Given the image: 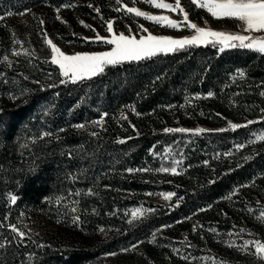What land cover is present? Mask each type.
<instances>
[{"label":"rangeland","instance_id":"1","mask_svg":"<svg viewBox=\"0 0 264 264\" xmlns=\"http://www.w3.org/2000/svg\"><path fill=\"white\" fill-rule=\"evenodd\" d=\"M82 1L85 6L91 4L93 7L89 9L93 11H83L77 8L80 4L84 5ZM29 2V5L0 10V15L5 16V19L0 20V63L8 70L16 71L18 75H26L25 71H27L39 82L46 84L61 80L62 77L58 67L50 63V49L45 43L44 32L69 55L110 50L111 46L103 42L82 39L83 37L94 38L97 33L101 36H108L105 23L107 20L115 21L113 27L117 33L128 34L130 26L137 38L139 35H147L141 32L138 25H143L154 35L181 38L193 34L187 28L177 30L162 27L142 17H135L133 14L125 15L124 11L117 12L114 9L120 5H117L115 0H81L70 4L73 6L68 8L63 7L64 4L60 7L50 6L45 0H30ZM166 2H173V0H166ZM123 3L129 7H139L154 15L166 14L177 20L182 18L165 10L154 9L142 0L135 5L130 0H123ZM181 3L189 12V19L199 26H205V21H207V26L213 30L241 31L235 20L214 19L205 10L197 9L190 0H181ZM57 8H60L59 13L56 11ZM94 8H99L100 12H95ZM26 9L28 10L26 14L20 15V13H25ZM8 12H12L13 15L7 16ZM57 15L66 23L58 20ZM41 20L44 21L43 24L40 23ZM80 21L90 25L96 31L93 32L84 27ZM253 35L260 34L253 33ZM14 37L21 43H15ZM14 50L20 51L21 55L14 56L12 54ZM24 50H27V53ZM5 56L8 57V61H4ZM237 70L228 73L226 80L220 84L218 92L215 89L209 91L213 93L212 96H208L209 92L202 91L192 95L191 102L203 99L206 101L207 110L203 109L206 108L203 104L196 118L188 115L192 113L185 112L186 117L189 118V124H183L179 118H173L164 127V129L185 128L193 130L192 132L170 133L168 138L158 140L153 145L149 158H146L142 165L136 168L129 166L124 171H119L124 180L136 181L141 188L136 191L124 188L117 190L123 202L115 206L113 211H107L106 215L108 219H111L107 220L108 224L99 225L94 231L91 226H84L82 223L84 209H88L91 215L95 213V209H89L82 204L80 189L72 190L69 195L58 197L60 198L59 204L56 202L58 198L52 202L56 210L53 217L49 216L47 210L23 209L21 214L25 226L17 227L21 231L25 230L26 235L23 239L20 238L19 243L22 246L29 245L32 241L35 243L37 241L34 237L38 236L40 241L38 246L49 245L53 247L50 251L71 252L82 256L83 261L79 264H212V260L206 259L208 257L215 258L217 262L225 261L227 264H264V261L257 260L253 255L227 246V242L230 241H235L237 245L251 239L264 241V223L256 219L264 211V172L258 173L246 184L235 186L228 194L214 202L195 207L188 199V194L190 196L192 193L190 190H194L198 185L197 177L194 182H191L194 175L188 173L190 170L198 168L197 172H201L204 178L212 183L229 168L244 165L256 157L259 148L264 149V141L248 143L250 139H255L254 133L257 135L264 133V119H262L264 117V112H262L264 96H260L262 102H259L256 111L248 109L242 111L241 107L244 103H247L249 99H256L253 89L258 85H254L246 75L243 79L239 78ZM0 99V105L3 103L12 107L23 99V95H9L3 98L0 96ZM100 119L91 121L90 126L93 127V132L104 125V118L102 124L95 123ZM250 120L261 125L254 127L255 123H253L235 130L229 127V121L243 125ZM198 128L205 131L195 133L194 130ZM260 128L262 130H257ZM218 129L227 130L216 131ZM240 129L248 130V133L244 137L232 136L224 142H217L216 150L200 151L198 144L201 143L200 139L203 135L237 133ZM201 141L207 146V141L203 139ZM236 144H244L245 147L237 150ZM152 152L156 154L153 155ZM229 152L232 154L226 155ZM244 157H250V159L245 160ZM175 160L181 161L176 166L178 175L155 171L162 165L172 167ZM205 161L207 164L204 163ZM129 168H149L152 171L129 173L127 171ZM103 174L108 176L107 171ZM70 176L73 180L75 179L74 174ZM99 183L104 184L103 180ZM91 192L92 188L86 190L87 194ZM169 192L175 195L170 200H165L161 194ZM228 196L231 198L226 199ZM52 204L49 203V206ZM73 208L76 209L75 212L72 211ZM137 208L151 211H144L139 219H133L131 213ZM200 209L206 210L200 211ZM74 217H79V219L74 221ZM156 219H162L161 225H153V220ZM129 221L132 222L129 223ZM241 228L247 231L239 233ZM79 231H85V233L79 237ZM249 232L255 235H249ZM153 233H155V240L150 242L153 241ZM50 240L52 242H49ZM133 245L136 247L133 248ZM184 256L188 259H183ZM27 257L32 260L34 256L28 252Z\"/></svg>","mask_w":264,"mask_h":264},{"label":"trees","instance_id":"2","mask_svg":"<svg viewBox=\"0 0 264 264\" xmlns=\"http://www.w3.org/2000/svg\"><path fill=\"white\" fill-rule=\"evenodd\" d=\"M29 1L0 0V10L29 5ZM45 1L50 6L60 7L81 0ZM78 7L93 11L85 4ZM237 69L243 70L246 77L258 85L253 89L256 99H249L241 109L256 111L264 89V54L248 49H226L221 53L211 45L189 46L139 62L107 66L103 74L65 84H60V79L51 84L39 82L27 71L26 75H18L0 63L1 98L23 95L15 106L0 105V244L3 245L0 247V264L82 262V256L75 253L50 251L53 247L49 245L38 246V236L34 237L37 242L22 246L10 224L23 228L25 221L21 213L27 208L47 210L53 217L56 210L52 202L79 189L82 204L95 209L92 215L84 209V226H91L94 231L99 225L108 224L107 220L111 219H108L107 211H113L123 202L117 190L141 188L136 181L124 180L119 171L142 165L149 158L153 145L170 136L162 130L173 118L189 124L185 112L196 118L203 104L206 105L203 109L207 110L206 101L196 99L192 103V95L211 89L218 92L228 73ZM104 113H107L105 117ZM102 117L104 125L93 132L91 121ZM80 124L86 127H76ZM260 125L253 124L254 127ZM247 131L205 134L200 136L198 146L200 151L216 150L217 142L232 136L244 137ZM45 132L52 135L44 137ZM202 139L207 141V146ZM119 140L125 142L119 143ZM257 153L244 165L229 168L212 183L197 172L198 168L190 170L188 173L194 175L191 182L198 178V185L190 190V196L188 194L192 206L214 202L235 186L246 184L264 172V149L259 148ZM104 171H107V177ZM71 174H74V180ZM89 188L92 192L87 194ZM13 195L17 197L15 203L10 199ZM161 221L153 220V225H161ZM82 233L85 231L78 232L79 237ZM28 252L34 256L32 260L27 257Z\"/></svg>","mask_w":264,"mask_h":264},{"label":"snow or ice","instance_id":"3","mask_svg":"<svg viewBox=\"0 0 264 264\" xmlns=\"http://www.w3.org/2000/svg\"><path fill=\"white\" fill-rule=\"evenodd\" d=\"M130 2L135 5L141 0H130ZM142 2L147 3L154 9L165 10L167 12H171L182 17L181 19H173L169 15L160 14L154 15L147 11L141 10L139 7L132 6L129 7L127 4L123 3V0H115L117 7L114 9L117 12L124 11L125 15L133 14L135 17H142L143 19L154 22L162 27H168L172 29L182 30L183 28H187L193 34L190 36H185L181 38H173L170 36L163 35H154L147 28H144L143 25H138L141 32L147 33V35H139L137 38L136 34H133L131 27H128V34L124 32H116L114 30V20H107L106 23V31L109 34L108 36H101L99 33L95 35L94 38L83 37L85 41L92 42H103L106 45H110L111 48L108 51L103 52H93V53H75V54H66L62 51L52 39L48 38V34L46 32L43 33L45 38V43L50 49V63L56 65L59 69V74L62 77L60 80V84H65L67 82L77 83L80 81H84L86 79H91L94 76L103 74L105 68L107 66H115L124 62H139L144 59H150L158 54H168L171 52H175L178 50L185 49L189 46H208L218 48L219 52H224L226 49L232 48H242L248 49L251 51L258 52L260 54H264V0H190L191 4L194 5L197 9L205 10L210 16L214 19H230L238 22V26L241 29L239 32H228L221 30H213L207 26V21H205V26H199L197 23L192 22L189 19V12L185 10L182 6L181 0H173V2H166V0H142ZM73 5L65 4L63 7L68 8ZM88 7H93L91 4ZM28 10H25V13H20V15L26 14ZM57 13H59L60 8L56 9ZM94 11L99 13V8H94ZM7 16L13 15L12 12H8ZM58 20H61V17L57 15ZM102 18V17H101ZM5 19V16L0 15V20ZM66 23V21H62ZM41 24L44 21H40ZM80 23L95 32L96 30L92 28L90 25L85 24L83 21ZM253 33L260 35H253ZM15 43H21L19 40H15ZM27 53V50H24ZM14 56L21 55L20 51L14 50L12 53ZM4 61H8V57L5 56ZM10 66V65H9ZM237 74L239 78L243 79L245 77V72L243 70H237ZM51 75V74H49ZM159 79V77H157ZM54 86V85H53ZM264 96V91L260 93ZM213 93L209 92L208 96H212ZM15 99V98H14ZM132 111H135L133 106H130ZM264 112V109H262ZM104 116L107 113L103 114ZM122 119H127L126 116H122ZM264 119V117H262ZM97 124L103 123V118L98 121H95ZM255 123V121H247V124H236L229 121V127L232 130L247 127L250 124ZM78 128H84L83 124L76 125ZM134 127V126H133ZM227 129H218L216 131H226ZM63 131V129H62ZM193 130L185 129V128H165V133H187L192 132ZM205 131L204 129H195V133H201ZM52 133L45 132L43 133L44 137L51 136ZM92 135H96V133H92ZM255 139H250L248 141L249 144L255 143L257 141H264V133L259 135L253 134ZM43 138V137H41ZM119 143H124V140H119ZM236 149L240 150L245 147L244 144H236ZM151 151V150H150ZM170 151V149L168 150ZM155 155V152H152ZM229 152L226 155H231ZM245 160L250 159V157H244ZM181 161L175 160L173 161L172 167H164L163 165L156 169L157 172L163 173H172L173 175H178L177 165H179ZM207 164V161L204 162ZM129 173L132 172H148L152 171L149 168H141V169H127ZM247 186V185H245ZM235 193H233L234 195ZM79 195V193H76ZM151 195V193H149ZM165 200H170L175 193H162L161 194ZM231 196L226 197V199H230ZM11 202L15 203L17 200L16 196L10 197ZM58 204L60 203V198L56 201ZM211 207V206H209ZM206 209H200V211H205ZM73 212L76 211L75 208L72 209ZM144 211L137 208L133 210L131 213L133 219H139L143 216ZM79 217H74V221L78 220ZM256 219L264 223V211L261 212ZM132 221H129L131 223ZM11 231L16 233L18 237L23 239L25 237V232L21 231L17 226L11 225ZM195 230V226H194ZM103 231V229H101ZM211 231H215V229H211ZM247 231L244 228L239 230V233H243ZM237 233V235L239 234ZM232 235V233H229ZM249 235H255L249 232ZM155 240V233H153V241ZM227 246L229 248H236L239 251H242L246 254L253 255L259 261H264V241L261 239H251L245 240L242 244L237 245L235 241L227 242ZM0 247H3L0 244ZM43 247V245H41ZM133 248L136 245L132 246ZM127 251V249H125ZM179 251V250H175ZM115 255V253H112ZM183 259H188L187 256L182 257ZM206 259L212 260V264H227L225 261L217 262L215 258L208 257Z\"/></svg>","mask_w":264,"mask_h":264}]
</instances>
